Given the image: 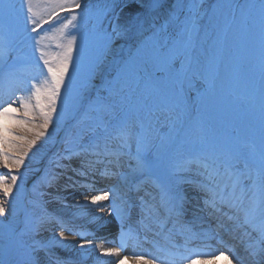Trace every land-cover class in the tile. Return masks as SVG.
<instances>
[{"label": "snow or ice", "instance_id": "snow-or-ice-1", "mask_svg": "<svg viewBox=\"0 0 264 264\" xmlns=\"http://www.w3.org/2000/svg\"><path fill=\"white\" fill-rule=\"evenodd\" d=\"M55 9L69 18L57 30L59 51L50 54L44 46L48 36L40 30L57 13L45 20L34 11L33 0H21L19 8L16 0H0V75L15 84L0 104V168L7 170L0 174V219L5 221L0 226V264H84L85 243L75 256L55 251H72L65 244V229H72L47 211L52 201L44 199L49 193L43 189L53 187L57 179L50 169L37 178L34 196L25 206L17 211L11 204L23 178L19 170L32 158L30 152L35 156L32 150L39 152L38 142L43 147L50 127L68 120L76 122L78 134L65 140L63 152L49 165L67 169L70 165L61 161L77 159L83 171L72 170L87 175L93 164L82 158L85 155L119 168L126 161V171L101 173L104 179H116L115 187L86 198L79 207L110 200L109 212L123 223H130L134 213L140 221H160L162 210L163 223L174 225L168 239L179 225L186 247L207 239V233L194 230L186 220L184 185H190L203 194L211 219L221 228L222 216H228L225 207L233 211L229 220L243 213L244 226L251 231L246 227V255L238 264H264V0H58ZM233 28L253 37L258 30V154L255 146L250 153L229 141L185 132L190 113L204 109L216 87L220 46L218 40L211 46L209 42ZM25 38L39 53L33 68L44 76L30 84L23 76L26 58L18 47ZM16 91L28 95L13 101ZM177 142L193 143L195 151L177 159L172 155ZM49 223L59 224L61 230L58 237L44 239ZM76 234L83 237L82 232ZM95 247L102 256L120 257L115 264L127 259L120 256V248ZM132 259L157 264V259L145 256ZM158 259L176 264L168 252Z\"/></svg>", "mask_w": 264, "mask_h": 264}, {"label": "rangeland", "instance_id": "rangeland-1", "mask_svg": "<svg viewBox=\"0 0 264 264\" xmlns=\"http://www.w3.org/2000/svg\"><path fill=\"white\" fill-rule=\"evenodd\" d=\"M57 2L58 0H33L34 11L38 16H43L45 20H48L49 15L54 11L57 13V15L52 16V20L49 23L43 24L40 30V35L47 34L48 36V39L44 41V46L45 51L50 54H55L59 51L56 45L61 42V39L60 33L57 30L69 18L68 13L59 12L58 9H55ZM204 2L208 3L210 0H204ZM236 2H247V0H236ZM16 4L19 8L21 0H16ZM127 12L128 9H125L121 22H123V18L127 15ZM20 23H23V15L20 17ZM30 35L35 36L36 34L31 33ZM217 40L219 41L220 52L216 60V87L211 93V100L206 107L190 113L189 117L191 119L187 123L185 132L201 133L211 139L229 141L250 153L253 151V146H255L258 154L260 139V45L258 30L253 37L233 28L230 31L218 33L212 37L209 42L210 46L215 44ZM18 47L26 58V62L23 65L25 69L23 76L26 77V83L30 84L33 78L36 81L43 80L44 76L41 75V70L33 68V65L39 62V53L34 52L32 40L25 38ZM13 55H16V53ZM2 64L3 61L0 60V66ZM8 81L6 84L8 88L15 85L14 81ZM20 95L27 96L28 93L26 91H16L12 100H16V97ZM15 131L24 135H31V133L24 132L20 128H16ZM65 131H67V134L62 139V134ZM78 131L76 122L71 120L62 121L57 126L50 127V135L43 147H40L38 142L37 147H39V152H37L36 148L32 150V152L37 153L35 156H32L30 152L32 158H26L25 166L19 170L23 178L18 181L20 185L19 191L14 190V199L11 201L12 207L15 210L19 211V209L27 204L28 200L33 198V186L46 168L50 169L53 175L59 174V168L49 165V161L54 159L57 154L63 152V149L66 147L65 140L77 135ZM195 147L193 143L177 142L172 155L177 159H182L192 154L195 151ZM2 169L0 168V174L6 175L7 171ZM123 171H126V166ZM107 190L103 188L102 191ZM43 191L49 193L48 196L55 199L58 198L56 195H52V187L45 188ZM81 200L80 198L69 196L67 200L62 201V205L64 207H78L81 205ZM109 202L110 204L112 203V201ZM47 211L50 214L52 212L56 213L52 208L49 209L48 206ZM106 215L116 217L115 213H110L109 210ZM8 219L12 220L13 216L9 215ZM4 223L5 221L0 219V226ZM52 233V231L47 232L45 230L42 235L48 236ZM210 240L217 243L214 238ZM208 248L217 249L216 255L221 252L220 247L215 248L209 244L206 245V249Z\"/></svg>", "mask_w": 264, "mask_h": 264}, {"label": "bare ground", "instance_id": "bare-ground-1", "mask_svg": "<svg viewBox=\"0 0 264 264\" xmlns=\"http://www.w3.org/2000/svg\"><path fill=\"white\" fill-rule=\"evenodd\" d=\"M3 61L2 59H0ZM3 81L0 80V87L2 86ZM15 87V85H14ZM3 86L2 90L5 92L6 98L8 99V96L10 94V90L13 89ZM1 91V90H0ZM22 96V95H20ZM14 97L12 95L11 99ZM67 131H65L62 134V139L66 136ZM83 158V157H82ZM88 160L94 164V166H97V173L103 171V172H110L111 168H114L113 171L119 170L120 172H123L124 168H119L117 166H113L112 163H109L107 159L99 158L95 155H88ZM84 159V158H83ZM80 163V160H78ZM71 162L67 159L63 160L64 165H69ZM76 163V167H79V165ZM126 166V161L123 162ZM59 168V167H58ZM119 168V169H118ZM65 168H59L60 173L55 176L57 177L52 195H56L58 198L53 199V197L48 196L44 198L45 200H51L52 202L48 203V208H52L55 214L52 212L51 214L53 216H57L58 218H62L65 223H67L68 227L72 229V231H68L65 229V244L67 246V249L72 251H61L59 248L55 249L61 256H75L77 254V250L79 248V245L82 243H86V241H90L94 243V241H98L97 243L104 244L103 247L105 248H119V244H116L111 240L113 233L112 232H119V235L121 238L118 239L119 243L124 245L125 251L123 253H120L121 257H127V259H123L121 261V264H136V262L132 259L134 256H145L147 259L152 260L148 255L147 252H144L142 250H137L135 247V243L130 238L129 233L132 235H138L139 237H142L143 239L149 238L150 241L155 246H161L164 251L167 249L171 250L173 254H181L183 257L187 256L189 263L190 261H194V264H238L236 258L229 257L226 252H221L223 255H205V253L208 250H204L202 244H199L200 246H195V243L189 244L185 247L184 245V236L179 234V225L175 226V231L173 232V235H180V239L178 242L172 240L171 245L175 244L177 247H169L168 242V234L169 230L174 228V225L171 223L164 224L163 218L164 213L161 210V219L158 220H147V221H140L138 220L136 214H133V219L130 223H123L118 220V217L112 216V215H106L107 211L111 207V204L108 200L101 202V204L97 207H93L90 204L86 207H64L62 205L63 200H67V198H80L82 199L80 201L81 204L85 202L86 198H89L94 195H99L102 193L100 190L101 188L106 187L107 180L105 179V182H98L96 181V177H94L93 181H90L89 184H86L84 182L78 181V180H70V176L73 175V172H71V169L68 168L67 170H64ZM100 169V170H99ZM122 169V170H121ZM7 171L6 169H2ZM83 171V169H80ZM101 172V173H103ZM194 175V173H193ZM86 180V179H85ZM112 180V179H108ZM117 185V180L114 179L111 181L110 187H115ZM89 189H95V190H89ZM150 190V189H149ZM184 192L187 198L186 202V209H187V216L186 220L191 221L196 227L194 230L207 233V239L202 240H208L209 237L214 236L218 237V239H221L223 236L227 238L226 245H235L236 243L242 244L243 247L238 250V256H245V229L246 226H244V215L243 213H236V219L234 220L233 227L224 229L223 227L226 226V222L232 221L228 219V216L233 215V211L231 210H225L224 212H227L228 216H225V219L223 221V227L221 228L215 220H212L211 217L205 216V212L209 211L207 207L205 206L204 197L203 194L199 191H197L196 188L190 186V185H184ZM101 208L103 211H101ZM202 210V211H201ZM220 215V213H218ZM210 216V215H209ZM208 217V218H207ZM224 217V216H222ZM98 218V219H95ZM211 221V222H210ZM216 223V224H215ZM215 224V225H213ZM210 225V226H209ZM217 227L218 229H222V232H218L215 230ZM45 229L47 232H53L51 235H45L43 236L44 239H52L54 236L58 237V233L61 230V227L59 224H52L49 223L45 226ZM240 229H242L240 231ZM248 231H251V227L247 228ZM77 232H82L83 237L80 235H77ZM111 232V233H109ZM47 234V233H46ZM116 236V233L114 234ZM123 235V243L121 242ZM106 236H109L110 242H106ZM93 237V238H92ZM104 239V240H103ZM131 239V240H130ZM225 239V238H224ZM109 240V239H108ZM199 241V240H198ZM118 243V242H117ZM106 245V246H105ZM187 251H186V250ZM94 254H91L92 258H87L84 260V264H115L116 259H119L120 257H107L102 256L95 246L93 247ZM216 252V251H212ZM157 261H160L157 259ZM164 262V261H162ZM165 264V262H164ZM246 264H250V262H246Z\"/></svg>", "mask_w": 264, "mask_h": 264}]
</instances>
